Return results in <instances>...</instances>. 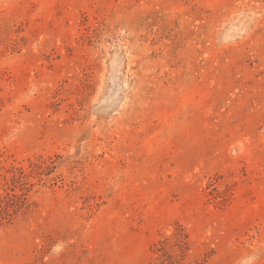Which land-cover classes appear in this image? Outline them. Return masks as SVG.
<instances>
[{"label": "rangeland", "instance_id": "obj_1", "mask_svg": "<svg viewBox=\"0 0 264 264\" xmlns=\"http://www.w3.org/2000/svg\"><path fill=\"white\" fill-rule=\"evenodd\" d=\"M0 264H264V0H0Z\"/></svg>", "mask_w": 264, "mask_h": 264}]
</instances>
